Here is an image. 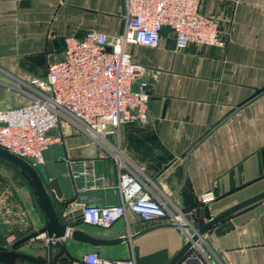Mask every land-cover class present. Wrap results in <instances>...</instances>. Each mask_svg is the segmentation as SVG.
<instances>
[{"label":"crops","instance_id":"obj_1","mask_svg":"<svg viewBox=\"0 0 264 264\" xmlns=\"http://www.w3.org/2000/svg\"><path fill=\"white\" fill-rule=\"evenodd\" d=\"M200 12L218 19L229 33L225 47L179 50L171 33L162 36L156 49L128 46L132 62L145 68L132 89L153 79L148 121L106 136L153 199L190 226L264 192V92L251 98L264 86V0H201ZM123 15L124 0H0V109L27 103L17 88L46 77L47 55L58 58L62 53L50 45L52 40L80 38L88 31L115 37L123 28ZM51 134L60 143L44 152L40 165L48 180L58 181L60 198L47 188L55 210L68 203L67 211L73 213L80 209L73 203L82 199L100 206L120 204L112 148L74 133L65 123ZM63 159L89 161L95 176L68 178ZM0 165L1 251L43 228L45 217L19 171L14 174L11 164L1 160ZM208 196L212 200L203 202ZM168 224L143 222L133 214L108 229L81 223L77 228L91 237L110 241L126 236L128 241L95 244L67 236L55 264H84L89 253L167 264L192 234ZM32 243L17 250L44 258ZM202 246L207 252H201ZM202 256L210 264H264V200L211 228L191 250V258L180 264H199Z\"/></svg>","mask_w":264,"mask_h":264},{"label":"built area","instance_id":"obj_2","mask_svg":"<svg viewBox=\"0 0 264 264\" xmlns=\"http://www.w3.org/2000/svg\"><path fill=\"white\" fill-rule=\"evenodd\" d=\"M201 0H124V25L112 38L88 31L78 38L64 40L61 56L47 55L45 78H32L17 88L27 103L0 109V148L28 161L32 166L44 163V152L60 137L52 135L62 123L92 142L112 148L118 169V205L100 206L83 199L73 204L80 208L82 223L110 228L127 214L143 222L168 220L182 226L179 216L153 199L140 182L137 172L123 159L119 149L106 136H119L122 127L144 125L148 121L153 79L143 81L137 90L132 84L145 68L134 64L128 46L159 47L162 28L174 35V45L184 50L190 45L224 48L229 36L218 19L200 12ZM113 150V151H112ZM68 178L94 177L92 164L86 160L63 159ZM212 200L211 196L203 202ZM72 204V205H73ZM199 264H210L202 256ZM84 264H136L133 256L123 260L101 258L97 253L83 256Z\"/></svg>","mask_w":264,"mask_h":264},{"label":"water","instance_id":"obj_3","mask_svg":"<svg viewBox=\"0 0 264 264\" xmlns=\"http://www.w3.org/2000/svg\"><path fill=\"white\" fill-rule=\"evenodd\" d=\"M161 32L163 37L167 36L169 29L163 27ZM50 45H53L54 47L58 46V52H61L64 47V40L63 38L52 40ZM48 52H50V50H48ZM262 92H264V86L255 90L251 98ZM0 159L13 165L19 171L21 177L26 180L27 185L35 191L38 199V207L43 211L45 217L43 228L17 240L12 244L11 249L0 251V264H55L57 251L61 247V241L67 236L80 242L95 244H119L128 241V237L126 236L116 240L105 241L86 234L81 229L77 228V225L82 223L80 209L73 213L68 212V203H66L59 212L55 210L47 188L49 187L55 193L56 197L60 198L61 192L56 179L48 180L46 172L39 171L28 161L21 159L2 148H0ZM262 200H264V192L236 204L202 225L190 226L189 224H185L178 226L176 224H168L167 226L169 227L180 228L185 232L187 230H192V234H188L186 242L167 264H180L184 261L186 263V261L191 258V250L196 247L197 243L211 228L215 227L236 212L250 207ZM40 236L44 238L41 240L38 238ZM30 241L33 242V249L43 252L44 258L32 256L17 250L19 246ZM42 243H44V245H41Z\"/></svg>","mask_w":264,"mask_h":264},{"label":"rangeland","instance_id":"obj_4","mask_svg":"<svg viewBox=\"0 0 264 264\" xmlns=\"http://www.w3.org/2000/svg\"><path fill=\"white\" fill-rule=\"evenodd\" d=\"M17 91H18V90H17ZM18 92H19V91H18ZM53 149H54V148H53ZM35 167H36V169H38V170L41 171V172H43V170H44L43 166H41L40 164H37ZM10 168H12L14 174H15V171H18L13 165H11ZM0 169H2V166H1V165H0ZM202 249H203V250H202ZM200 250H201L202 253H203V252H207V249H206L205 246H202V248H201Z\"/></svg>","mask_w":264,"mask_h":264},{"label":"trees","instance_id":"obj_5","mask_svg":"<svg viewBox=\"0 0 264 264\" xmlns=\"http://www.w3.org/2000/svg\"><path fill=\"white\" fill-rule=\"evenodd\" d=\"M1 160V159H0ZM3 163H5V161H3V160H1ZM17 176L19 177V178H21L22 179V181H24V179L21 177V175L19 174V172H17ZM58 256H59V253L57 252V257H56V259H58Z\"/></svg>","mask_w":264,"mask_h":264}]
</instances>
